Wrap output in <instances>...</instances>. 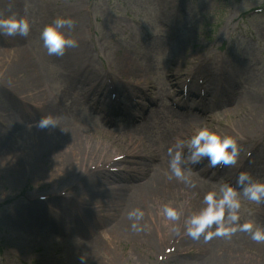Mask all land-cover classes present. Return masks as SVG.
I'll return each instance as SVG.
<instances>
[{
	"label": "rangeland",
	"instance_id": "374dc122",
	"mask_svg": "<svg viewBox=\"0 0 264 264\" xmlns=\"http://www.w3.org/2000/svg\"><path fill=\"white\" fill-rule=\"evenodd\" d=\"M18 2L19 15L32 22L30 34L21 43L25 42L34 58L32 66L40 69L43 77L30 82L33 78L27 75L30 85L16 89L14 83L0 76V135H8L15 143L29 137L35 128L58 131V125L69 124L72 128L70 121H74L85 128L84 144L91 158L83 167L74 165L65 170L63 155L55 154L58 148L51 143L50 150L23 156L20 183L11 188L7 182L11 176L7 167L9 153L0 144V264H101L103 258V264H263L264 243L252 241L247 232L237 231L231 238L215 237L207 242L203 236L192 240L183 235L185 219L198 211L197 201L184 196L178 200L172 197L168 202L157 198L149 201L142 209L147 223L143 231H133L131 220L119 229L128 206L136 202L131 198L134 191L129 192L127 186L121 206L117 207L116 201L117 209L113 208L115 200L111 198L125 185L117 178L122 176L129 182L139 175L128 176L124 172L127 166L122 160L127 151L109 137L145 131L156 140L154 144L147 137L145 145L149 142L163 146L171 136L186 140L202 127L228 135L238 132L245 139L240 144L236 165L244 162L248 152L252 153L248 173L255 180L264 181V0ZM11 3L0 0V16L12 13L15 4ZM57 17L76 22L71 35L78 41L79 49H70L67 56L73 53L81 60L79 77L60 69L62 64L47 55L40 39L42 29ZM8 42L10 37L0 36V53ZM231 69L241 70L242 78L233 92L226 91L227 86L218 80V85L223 86L221 96L207 98L211 109L204 122L205 116L191 106L192 85L197 102H202L205 98L202 88L205 96L208 91L207 74H216L221 80L225 78L223 72ZM57 70L61 80L54 76ZM80 78L97 81V85L103 82L109 92L117 91L124 108H129L128 111L125 108L124 114L130 111V117L138 115L130 104H139L143 121L133 124L135 127L131 128L136 129L105 128L103 123L112 105L108 102L109 95L102 100L101 89L96 94L86 91L89 87H84ZM30 88L34 92L28 95L25 92ZM136 90L147 98L132 97L131 92ZM148 94L154 101L149 100ZM99 100L102 102L98 103ZM98 108H103V114ZM44 117L54 118L55 126L40 127ZM59 131L56 137H66L63 135L66 132ZM18 142L13 152L19 157V151L23 154V150L19 147L22 142ZM138 161L145 169L139 185L160 173L158 162L149 155ZM221 168L222 165L210 168L207 163L199 164L188 179L205 194L221 182L235 186L233 180L220 176ZM206 173L209 175L205 177ZM212 174L215 177H210ZM232 175L236 179L235 171ZM183 201H189L190 206L180 209L178 221H167L158 214L160 205L179 207ZM65 204L79 228L70 229L61 217L48 230L47 212L52 210L54 218H59ZM250 221L264 228L262 203L242 201L239 223ZM249 242L256 243L263 254L252 250ZM239 250L244 252L239 255Z\"/></svg>",
	"mask_w": 264,
	"mask_h": 264
},
{
	"label": "bare ground",
	"instance_id": "6f19581e",
	"mask_svg": "<svg viewBox=\"0 0 264 264\" xmlns=\"http://www.w3.org/2000/svg\"><path fill=\"white\" fill-rule=\"evenodd\" d=\"M11 1H12L11 4H15L12 13L15 12L19 14L20 8H21L19 6L20 5V2H18L19 0H11ZM1 16L5 17V14L3 13ZM23 38L25 37H21V36L10 37L11 42H8L6 48L3 50V53L2 51L0 53V76H2L1 78L3 80L4 79L6 81L10 80L12 83H14L16 89L17 87L21 88L25 86V84L30 85L29 81L37 82L39 81L41 77H43L42 73L40 72V69H36L35 66H32V64L34 63V58L32 54L30 53V50L26 47L25 42L21 43ZM75 49H79V45ZM68 51H70V49L67 50L65 55L62 57H57V56H52V57L62 64V68L60 67H57V68L64 69L68 73V75L72 77H76V76L79 77L78 74H79V68L81 65L80 64L81 60L79 58H76L73 53L67 56V53H69ZM30 72H34V74L33 73L28 74ZM127 73L131 74L132 76L134 75L137 76V74L133 72H127ZM59 74L60 73H58V70H57L54 75L56 76V78H58V80H60L61 78ZM27 75H31L33 79H29L28 81ZM241 78H242L241 70L239 69L226 70L225 79L223 80H220V78L216 74H212V73L207 74L206 79H208L207 80L208 91H207V95L204 101L197 102V99H195V96H194L195 87L192 85L193 89L190 93L193 97L192 98L193 105L191 104L192 109L196 110L197 113H199L200 115L205 116L207 112L211 109V105H210L211 103H209V100L207 98L220 97L221 88L224 85L227 86L226 91H229V89L232 91L234 86L237 87L236 83ZM218 80L221 81V84L224 83V85L222 84L223 85L222 87L218 85ZM80 81L84 87H87V86L89 87V89H86V91L93 92V94H95L97 92V89H101L104 92L103 98L106 97V95H108V86L105 83L102 82L101 84L97 85V81L83 80L81 78H80ZM175 85L176 87L179 88V82H176ZM33 92L34 91L32 90V88H30V90L29 91L27 90L25 93L30 95ZM131 95L132 97H135V98L137 97H140L142 99L147 98L144 94H140V91L138 90H136L134 93L131 92ZM148 96L150 97L149 98L150 101L152 100L154 101V99H152L153 96L151 94H148ZM176 96H179V95L177 94ZM155 100L157 102H162L160 97H155ZM92 101H95V99H92ZM76 106L79 107L78 104ZM131 106H132L131 107L132 110L134 109L138 111V115H134L133 117H130L128 115L127 119L123 118L122 120H120V122L122 123L126 122L124 123L126 125V128L135 127L133 124L138 121H143L142 118L144 117L141 106L139 104L135 106L134 104H132ZM142 108H144V104ZM257 108L259 110L262 109L259 103H257ZM207 118L209 117L205 116L203 121L204 122L207 121ZM212 121L213 119L209 121V124H211ZM246 124H249L248 121H246ZM112 125L113 124L109 122L104 127L108 128L109 126H112ZM70 126L72 128L69 127V124L65 126L58 125L56 127V130L58 131L52 130L50 132L46 131L43 128H35L33 130V133L29 137L24 138V139L19 137L20 140L18 141H20V143L22 142L19 147L22 146L21 148L23 150V154L21 151H19L20 153L19 157L13 152L15 147H17L18 141H15L14 143L13 139L7 137L8 135H0V144H2L3 147L5 148L4 150L7 151V153H9L7 156V159H8L7 167H8V170L10 171L11 176H10V179L7 180V182H9L8 184L10 185L11 188L18 186V184L20 183L19 168L20 166L22 167V164L24 162L23 156L25 155L31 156L32 152H33V156H36L35 155L36 153H42L44 152L45 149L50 150L49 147L52 144L58 148L54 150L55 154L58 153L59 155L60 153L63 155V163H64L63 166L65 170L67 168L70 169L74 165L75 166L79 165V167H83L85 161L90 160L91 154L86 153L87 149L84 144L85 140L87 139V136H85V134L83 133L85 128L82 127L81 123L78 124L77 122H74V121H70ZM59 129H62V132H66L65 134H63V135H66V137H61V136L60 138L56 137V135H59L58 133L60 132ZM131 129H136V128H131ZM148 135L149 134L145 131H139V134L137 132H132L131 134L128 133L126 135H123L121 138L119 137L115 138L116 136L114 135L109 137L114 142V144L116 145L120 144V147L124 148L127 151L128 157L124 160L123 163L124 165L127 166L125 170L128 174L135 173L137 168L142 169L141 167L142 164L136 161V159L142 158V156H139L138 152H140L141 155L147 154L151 157V159L156 160V163L158 162L157 168L160 171V173L155 174L153 177L148 178V181H146L142 185H139V183L141 182L142 179H144V176H143L145 172L144 169H142L143 174L134 182L132 181L128 182L126 180H123L122 176H119L117 178L118 181L121 182V184H125V185H122V188L115 191L117 192V194L114 195L115 197L111 198V200H115L113 201L114 202L113 208H115V210L117 209L115 206L116 201L118 205L117 207L121 206L119 205V203H121V200H122L121 197H124L125 195L124 191L126 190L127 186L130 187L129 192L134 191V194H132L131 198L134 199V202H136L128 206L125 212L126 215H124L122 220L120 219L121 225L119 226V229L124 228L123 223H127L129 221L128 219L129 212L137 208L142 210L143 207L149 203V201L155 200L154 198L163 199V200H166L167 202L170 201V198L172 197L176 198L177 200L182 198L183 196L188 197L190 199L192 198L197 201L198 203L197 210H199L201 208V207L199 208V206L202 205L203 197L206 195L203 192V190H201L197 185H195L193 181L188 179L189 180L188 183L180 184L175 177L171 176V172L169 168L170 157L168 156L167 153H168V149L175 144L176 140L174 139V137L171 136L167 138L166 142L163 143V146L162 147L160 146L158 149H156L152 145H149V144L145 145L143 143V141H146V138ZM145 146L147 148H145ZM205 163H207V159L202 161L201 164H205ZM131 165H134V166L129 167ZM196 166L197 165H195V167ZM193 168L194 166H192V170ZM234 170H235L234 166H228L226 167V170H223L224 172L220 176L223 177L224 179L226 177L230 178L232 177ZM206 175H209V174L206 173L205 177ZM210 177H215V176L212 174L210 175ZM114 180L115 179H112L113 182ZM262 206L264 207V203H262ZM64 208L65 209L62 210L63 216H61L63 217L62 223L64 225L66 224V226L68 225L67 227H69L72 230L73 229L77 230L79 228L77 220L75 219L74 215L70 211L68 205L65 204ZM139 223L144 226L147 225L144 219L141 220ZM71 226H73V228H71ZM30 227L33 228L32 224L30 225ZM116 228L117 227H115V229ZM249 244H250V247H252V250L254 249L258 250V254L260 256L263 254L262 249L258 247L256 243L249 242ZM243 252H244L243 250L241 251L239 250L238 254L241 255ZM103 261H104V258L102 259L101 264H103Z\"/></svg>",
	"mask_w": 264,
	"mask_h": 264
},
{
	"label": "clouds",
	"instance_id": "9594fccd",
	"mask_svg": "<svg viewBox=\"0 0 264 264\" xmlns=\"http://www.w3.org/2000/svg\"><path fill=\"white\" fill-rule=\"evenodd\" d=\"M31 23L15 12L7 17L0 16V36L27 37L31 31ZM75 23L72 18L57 17L42 29L40 39L47 55L62 57L67 49L78 47V41L71 35ZM49 125L55 126L54 118L44 117L40 121V127ZM244 139L238 132L228 135L208 127L196 130L186 140L177 138L167 153L170 157L171 176L188 183L192 166L201 164L205 159L210 168L236 165L241 154L240 144ZM242 201L257 205L264 203V181L255 180L249 173L241 172L235 186L226 182L215 184L213 190L203 197V206L185 219L183 235L192 240H199L203 236L207 242L215 237L231 238L237 231H244L250 234L252 241L264 243V228L251 221L239 223ZM185 206H190L189 201L181 202L179 207L163 204L158 207V214L167 221H178L182 214L180 209ZM144 215V211L139 208L128 213V219L133 221V231L144 230L146 226L139 223Z\"/></svg>",
	"mask_w": 264,
	"mask_h": 264
}]
</instances>
